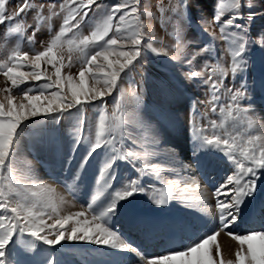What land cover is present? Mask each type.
Segmentation results:
<instances>
[{"label": "snow or ice", "instance_id": "6c2138e0", "mask_svg": "<svg viewBox=\"0 0 264 264\" xmlns=\"http://www.w3.org/2000/svg\"><path fill=\"white\" fill-rule=\"evenodd\" d=\"M10 2L0 0V26H6L0 43H10V37H17L10 54L0 60V74L8 84L0 88V264H12L8 250L13 244L18 245L14 251L20 254L34 252L38 242L54 249L65 241L131 252L138 258V264H264V227L246 232L233 230L240 220L244 202L255 194L257 181L264 174V131L257 128L256 121L249 115L255 111L251 105L242 106L247 99V85L225 84L229 73L235 79L248 70L250 43L264 48V33L258 40L250 41L248 25L239 22L253 19V13L245 17L242 9L255 7V0H216L211 19L201 16L199 20L200 28L212 42L217 39L215 33L208 32L203 25L218 26L219 39L225 43L231 57L230 67H225L220 63L221 58L216 57L215 63L205 60L198 68L196 52L182 58L184 49L192 41L183 43L179 22L190 26L188 9L191 0H177L174 5L158 8L162 27L169 21L178 25L174 33L175 55H171L170 60L188 66L184 73L186 79L199 80L207 86L213 114L219 108L221 119H208L205 124L206 117L197 110L198 101H192L189 127L194 154L200 151L220 153L232 165V171L212 191L218 223L180 248L151 256L125 239L112 224L121 201L142 193L150 195L157 207H166L177 200L189 208H198L202 212L206 209L200 207L201 196H192L186 191L191 188L188 183L193 179L191 176L183 181V189L180 180L164 181L161 177L163 172L180 175L190 169L189 164L178 158L174 163H178L179 168L148 162L149 157L158 160L161 155L162 142L157 130H152L150 140L138 143L134 135L123 131L124 122L117 113H122L124 106L119 99L114 101L112 118L105 113L107 98L118 91L120 81L131 79L149 50L156 55L169 56L167 48L153 46L152 35L147 32L142 19L146 15L142 0H112L111 3L60 0L58 10L55 2L45 5L20 0L15 10L9 11ZM226 12L229 13L227 17ZM30 13H34V23L26 24ZM61 14L63 19L58 30L53 32L49 26V38L40 42L42 48H37L36 37L41 28ZM82 25L89 28L88 34H84ZM22 43L28 48H22ZM210 48L211 44H203L199 53H208ZM74 56L79 63V72L76 76L65 74L64 69L73 66ZM225 95L228 96L226 105L222 103ZM136 99L139 102V97ZM89 106H98L94 140L85 135L86 120L81 115ZM72 110L76 113V125L70 132L65 171L72 168L77 152L84 146V155L75 168L72 183L65 182L66 190L74 200V186L97 150L104 149L106 159L95 180L96 191L87 203V210L65 215L64 206L68 203L65 197L57 194L54 188L37 182L30 171L28 174L18 172L14 168V159L25 129L37 117H43L45 123L58 125L66 115L73 116ZM57 133L58 129H51L49 142H60ZM125 140L132 147L125 148ZM172 153L175 155V149ZM118 160L132 163L137 177L114 189L117 180L114 166ZM146 176L154 177L163 186L144 184L142 181ZM221 233L238 245L232 259H226L223 254L218 241ZM46 264H57L53 253L47 254Z\"/></svg>", "mask_w": 264, "mask_h": 264}, {"label": "rangeland", "instance_id": "374dc122", "mask_svg": "<svg viewBox=\"0 0 264 264\" xmlns=\"http://www.w3.org/2000/svg\"><path fill=\"white\" fill-rule=\"evenodd\" d=\"M20 0H11L8 10L13 11L18 6ZM35 3H57L60 0H33ZM111 3L112 0H104ZM177 0H142V5L146 8V15L142 17L146 25V30L153 38V46L157 49L167 48L169 56L156 55L150 50L145 54V59L137 65L132 73L131 79H124L119 82V89L107 98L108 103L105 113L112 118L114 101L119 99L122 103L123 112L117 113L124 122L123 131L125 134L134 135L138 143L150 140L153 129L159 132L162 142L159 159L149 157L148 162H160L168 166L179 168L178 163H174L178 158L190 165V169L182 171L180 175L170 172L161 173L164 181L180 180V188H184L183 181L189 176L191 188L186 190L192 196H201V208H189L177 200L171 201L166 207H157L150 195L137 193L127 200L121 201L117 214L112 218V224L125 239L147 255L163 254L168 250L180 248L191 242L197 234L207 231L218 223V213L215 208L212 191L223 181L227 174L232 171V165L222 154L215 151H200L194 154V144L192 131L189 127V120L192 117V101L196 100L197 110L208 119L219 121V108L217 113L211 112V96L207 86L199 80L190 81L185 78L184 73L188 71V66L170 60L171 55H175L173 47L176 45L178 25L169 21L166 27L161 26V18L158 8L168 7L176 4ZM227 2V0H226ZM216 0H191L188 15L191 19L190 26L184 22H179V28L183 43L188 44L182 53L191 55L197 53L198 68L202 67L205 60L215 63V58L220 57V63L225 67H230L231 57L227 52L225 43L219 39L218 26L211 23L203 25L208 32L215 33L217 39L210 41L207 33H204L199 26L201 16L210 20L214 13ZM245 17L248 13H253V19L239 21L248 25V36L251 40H258L259 35L264 33V0H255V7L243 8ZM47 15V10L45 11ZM229 13H225L227 17ZM34 13L27 14L26 24H33ZM63 14L53 17L50 24L44 25L36 37V47L42 48L41 41H46L49 36V26L52 31L58 30L62 23ZM6 31V26H0V36ZM84 34H88L89 28L82 25ZM17 37H10V43H0V60L7 58L15 45ZM203 44H211L208 53H199V48ZM22 48L27 49L28 45L22 43ZM248 70L238 74L235 79L229 73L225 84L239 87L241 84L247 85V99L242 102V106H249L255 110L250 112L256 126L264 131V48L258 44H249ZM67 63V54H65ZM49 71L52 69L49 67ZM79 72V63L73 57V66L64 69L65 74L76 76ZM207 75V73H206ZM6 78L0 74V88L7 87ZM21 87H27L22 85ZM139 97V102H137ZM222 103H228V96L222 98ZM73 116H65L61 119L60 127L45 123L43 117H37L31 125L25 129V134L20 141L19 151L14 159V168L23 174H30L39 183H43L55 189L57 194L63 195L68 201L64 206L63 214L74 213L76 211L87 210V203L96 191L95 180L99 170L106 159L104 149L97 150L93 158L84 169L80 180L75 187V200L66 190L65 182L71 184L72 177L80 158L84 155V146L76 154L73 166L68 171L64 170L66 157L70 152V132L76 125L75 110ZM86 120L85 135L95 139L96 124L98 122V106H89L81 114ZM199 118V117H198ZM43 126V131L41 128ZM52 128L58 129L60 142H49V133ZM125 148L132 147L127 140L124 141ZM175 149V155L172 153ZM143 151V149H137ZM117 180L113 188H119L122 183H126L130 178H136L132 163L118 160L115 164ZM144 184H160L154 177L146 176L142 181ZM198 185V187H197ZM104 198L101 197V200ZM100 203V201H98ZM51 223V221H49ZM264 227V174L257 181V188L254 195L246 199L241 211L240 220L233 229L238 232H246L251 228L259 229ZM223 254L226 259L234 258L237 243L225 233L218 237ZM223 242L229 245V251H224ZM18 245L13 244L8 250L9 260L12 264H46L47 254L53 253L57 264H138V258L134 253L126 251L112 250L107 247L87 244L84 242L65 241L62 245L49 249L42 243H37L34 252H22L17 254L14 250Z\"/></svg>", "mask_w": 264, "mask_h": 264}, {"label": "bare ground", "instance_id": "6f19581e", "mask_svg": "<svg viewBox=\"0 0 264 264\" xmlns=\"http://www.w3.org/2000/svg\"><path fill=\"white\" fill-rule=\"evenodd\" d=\"M52 188L56 189L57 186L55 184L52 185ZM223 248H224V251H229V245L225 242H223Z\"/></svg>", "mask_w": 264, "mask_h": 264}, {"label": "crops", "instance_id": "0c3cea01", "mask_svg": "<svg viewBox=\"0 0 264 264\" xmlns=\"http://www.w3.org/2000/svg\"><path fill=\"white\" fill-rule=\"evenodd\" d=\"M61 123H59L57 126L60 127Z\"/></svg>", "mask_w": 264, "mask_h": 264}]
</instances>
